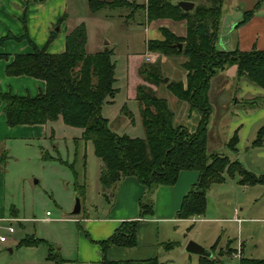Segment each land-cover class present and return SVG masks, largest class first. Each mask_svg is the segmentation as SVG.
Instances as JSON below:
<instances>
[{
	"label": "rangeland",
	"instance_id": "374dc122",
	"mask_svg": "<svg viewBox=\"0 0 264 264\" xmlns=\"http://www.w3.org/2000/svg\"><path fill=\"white\" fill-rule=\"evenodd\" d=\"M131 1L142 4L145 0ZM258 1L264 7V0L225 1L219 45L223 32L228 33L231 29L226 26L230 25L237 15L235 5L238 4L242 8L238 19L241 20L244 12ZM0 2L3 4V10L0 12V36L7 30L23 33V11L28 5L26 16L28 31L38 46H43L49 33L59 27V31H56V43L52 44L51 48V51L58 50L59 43L64 42L66 33L80 24H84L87 29L88 52L116 46L113 59L117 63L115 86L119 88V92L113 103H107L103 107V115L109 119L112 129L136 137L145 136L138 101L132 97L136 95L138 85L149 84L140 73L141 67H152L158 63H161L162 79L168 77V81L152 86L156 88L159 96L167 99L169 107L175 112V124L184 125L190 130L197 127L198 114L196 112L190 114L189 108L185 110L183 108L185 102L178 100L167 89L171 81L182 79L185 72L182 63L185 57L163 56L148 49L149 20L142 8L134 10L132 7H106L93 12L90 0H0ZM196 2L199 3L200 0ZM65 14L64 21L58 24L57 20ZM227 18L228 21L225 23ZM52 22L56 23L49 29L48 26ZM3 27L6 28L5 31ZM22 45L29 47L26 41L9 42L3 51L16 53ZM235 47L232 43L228 48ZM147 57L151 59L148 61ZM228 69L217 75L211 84L212 114L208 124V150L210 153L227 155L231 159L237 158L249 169L259 167L260 169H255L254 172L261 174L264 173V158L258 156L254 150L251 156L255 165L251 164L248 161L251 156H248L249 150L246 147L255 139L256 130L264 125V117L253 125L254 129L249 130V135L247 131L244 134L242 130L251 126L247 117L264 111V88L251 83L247 78L239 81L231 72L235 67ZM247 85H252L255 90L248 91L242 99L240 94ZM23 86L25 85L14 83V92L27 94L26 87ZM248 98H258L259 101L254 106L246 105L242 101ZM130 113L132 117L129 116ZM238 121L243 124L240 136L243 133L244 139L237 152L231 150L227 142L235 130L234 123ZM81 133L82 129L65 124L61 118L47 125L45 129L42 126L32 129L9 127L4 121L0 105L2 139L0 156L5 151L8 156L5 165L2 166L4 171L0 175V212L5 217H10V208L16 206L19 216L23 219L20 222H13L15 233L8 231L9 221L0 224V235L8 238V242H0V264H45L50 247L59 251L58 249L63 246L65 254H74L78 235L84 226L82 218L108 215L114 190L106 191L100 183L102 160L96 155L91 141L77 140ZM45 136L47 137L44 138ZM44 152L55 159L46 160L43 157ZM60 158L67 164L60 161ZM69 164H74L78 182L85 184L83 194H78L75 189V173ZM77 197L81 199L82 212L73 215ZM235 208L238 209V216L243 219L242 222L234 220ZM47 211L50 212V216L47 215ZM205 216L207 220L178 223L174 231L165 229L164 238L169 236L172 238L170 241L177 243L178 246L168 252L160 250V261L163 260L166 264H199L198 256L186 252V245L194 241L210 249L218 240L219 244L213 255L220 258V264H240L241 256L264 259V185L242 186L237 180L216 185L208 197V210ZM47 217L51 220L47 221L45 219ZM28 236L43 239L45 242H40L36 246H19L18 242Z\"/></svg>",
	"mask_w": 264,
	"mask_h": 264
},
{
	"label": "trees",
	"instance_id": "16d2710c",
	"mask_svg": "<svg viewBox=\"0 0 264 264\" xmlns=\"http://www.w3.org/2000/svg\"><path fill=\"white\" fill-rule=\"evenodd\" d=\"M179 1H192L195 7L185 11L177 4ZM224 3L225 0H200L199 3L196 0H148L147 5H140L130 0H90L93 12L106 7H132L134 10L143 7L149 21L162 18L186 21V36H177L168 28L162 27L160 30L164 38L149 40L147 47L163 56L185 57L182 68L186 73V81H171L167 89L188 105L190 114H198L197 127L190 130L184 125L175 124L176 115L169 107L167 99L159 96L152 87L164 82L161 63L152 67L142 66L140 73L149 83L138 85L136 90V100L145 128L143 138L116 132L111 128L109 119L103 115L104 105L113 103L119 92V88L115 86V50L107 48L89 53L88 34L84 24L78 25L67 34L66 48L62 53L48 51L49 45L57 36L55 30L42 48L31 40L26 13L22 18L25 30L23 35L8 33L0 37V49L8 40H27L32 47L31 52L17 53L12 59L10 54L0 52V59L8 61L5 68L8 76H30L46 82L45 90L36 96L17 95L0 89L7 125H49L61 118L65 124L82 129L77 140L91 141L94 144L95 153L102 160L100 182L106 191L114 190L117 183L125 177L136 178L146 188L139 199V219L123 222L108 239L100 242L104 255L112 245L126 248L137 246L139 220L154 215V192L160 186H174L183 171H197L199 178L187 192L177 211V218L181 219L204 215L207 211L208 191L214 184L223 183L226 174L233 178L238 177L242 185H264V174H256L239 160H232L229 156L216 152L210 153L208 150L212 80L228 68L235 67L239 81L247 78L251 83L264 88V50L225 49L219 45ZM260 7L259 1L246 10L240 25L247 23ZM65 17L66 14L57 23L63 22ZM179 44H182L181 49ZM258 101V98H254L244 99L242 102L254 106ZM129 116L132 117V114ZM53 133L52 130V136ZM238 141V135L234 134L228 147L236 150ZM263 142L264 127L260 129L253 144L260 146ZM43 157L46 160L55 159L47 152H44ZM6 160L7 152L0 158V168L5 165ZM69 165L75 173V189L78 194H83L85 184L78 182L74 164ZM40 242L45 241L26 237L18 245L36 246ZM161 246L165 250H172L178 244L169 241ZM215 247L216 245L213 249ZM55 251L53 247L49 248L48 259L61 264L63 259L59 251ZM103 262L165 264L158 256L119 261H110L104 257ZM220 263V258L213 255L201 256L199 264ZM240 264H264V259L241 256Z\"/></svg>",
	"mask_w": 264,
	"mask_h": 264
},
{
	"label": "crops",
	"instance_id": "0c3cea01",
	"mask_svg": "<svg viewBox=\"0 0 264 264\" xmlns=\"http://www.w3.org/2000/svg\"><path fill=\"white\" fill-rule=\"evenodd\" d=\"M132 2H135V1H132ZM147 2H148V0H145L140 5H147ZM235 6H236V10H237V13H236L237 15L234 17L235 19L232 20L231 24L226 26L227 28H231V29L228 33L223 32L222 37H221V41H220V44H221L220 46H224V47H227L225 49H229L228 48L229 45L233 43L236 46L235 48H239L241 50H251L253 48L264 50V7L261 4L260 9L255 13V15L247 23L240 25V22L243 19H241V20H238V19H240L242 8H240L238 6V4H236ZM141 8L144 11L143 7H141ZM2 10H3V4H1V2H0V12ZM27 11H28V5L25 6L23 14L26 13V15H27ZM260 11H261V13H260ZM145 14H146V12H145ZM227 21H228V18L226 19L225 23ZM236 21H238V22H236ZM56 22H52L48 26V28L51 29L53 27V24H55ZM162 27L168 28L170 31L175 33L177 36L184 37L187 34V25H186L185 20L176 21V20H173L170 18H162V19H156L153 21H148L147 29H148L149 34H150V37L148 40L163 39L164 36L160 30ZM3 29H4L3 31L6 30L5 27H3ZM51 32L48 35L46 43L49 39ZM8 33H12L15 36H21L25 33V30H24V27H23V33L22 32H16V33L14 32L13 33L12 30H7V32L5 34H3L2 36L7 35ZM68 33H66V35L64 36V42L59 43L58 50H52L51 51V48L53 46L52 44L56 43V38H55L52 41V43L49 45L48 51L50 53H62V52H64L65 48H66V36ZM2 36H0V37H2ZM29 36H30L31 40L35 43V41L31 37L30 33H29ZM24 41L28 42L27 40H23V41L8 40L5 43L4 47L9 42L22 43ZM28 44H29V42H28ZM87 44H88V41H87ZM43 46H38V47L42 48ZM4 47H2L0 49V52L10 54L11 59L17 53H27V52L32 51V47L30 44H29V47H31V50H29V47L22 45L16 53L4 52L3 51ZM110 48H113L115 50L116 46L108 47V49H110ZM105 49H107V48H104V47L100 48L97 52L103 51ZM89 53H95V52H89ZM161 57L163 58V56H161ZM0 60H1V69H0V89H1V91H3V92L12 91L14 94H17V95L36 96L41 91L45 90L46 82L42 79H37V78L30 77V76H8L6 74V71H5V68H6L8 61L5 59H0ZM228 70H226V71H228ZM226 71H224V72H226ZM231 72H233L236 75V68H235V70H233ZM182 80L186 81V73L185 72L183 73ZM14 83H21V85H25V86H23V88L26 87V91H27L26 93L27 94L15 93L14 92ZM153 88L156 89L155 87H153ZM244 88H245V89H243L244 92L242 94H240V97L242 99L247 95L248 91H254L255 90L254 89L255 87H252V85H247ZM31 91H33V92H31ZM132 98L136 99V95H134ZM248 99H252V98H248ZM236 103H239V102L236 101ZM0 105H1V109L3 111L4 103L2 102V103H0ZM138 106H139V103H138ZM183 108L186 110L188 108V105L186 103H184ZM3 114H4V112H3ZM263 114H264V111L261 110L259 113L253 115L252 117H250V118L247 117V119L250 120V125H251L250 128L244 127L242 130L243 124L241 125L240 121L234 123L235 130L233 132V135L237 134L239 137V141L237 143L236 150H233V149H231V150L237 151V152L240 150L241 141H242V139H244L243 133L240 136L241 130H242V132H244V134H246V131H247V135H249L250 134L249 130L252 131L253 125L255 123L257 124L258 121L264 117ZM175 118H176V116H175ZM4 121L6 123L5 115H4ZM109 124H110V121H109ZM6 125H7V123H6ZM39 126H42V128L45 129L47 125H44V124L19 125L16 127L32 129V128H36ZM262 127H264V125L256 130L255 139L252 140L251 144L246 147L249 150L248 156H251L252 152L254 150H256L257 155L264 158V142L260 146L253 144V142L257 139L259 131ZM118 133L124 134L125 132H123V133L118 132ZM125 134H128V133H125ZM128 135L132 136L131 134H128ZM233 135L231 136V138L233 137ZM46 137L47 136H45L44 138H46ZM132 137H136V136H132ZM1 141H2V139H0V142ZM228 142H227V145H228ZM251 148H252V150H250ZM1 149L2 148H0V151H1ZM5 152H3V154ZM3 154H1L0 158L3 157ZM232 160H238V159L233 158ZM248 161L251 164L255 165V161L252 158V156L249 157ZM247 169H249V168H247ZM251 169H249V170L254 172V171H256L255 169H260V168L257 167V168H251ZM100 170H101V168H100ZM3 171L4 170L1 167L0 168V175H2ZM254 173H256V172H254ZM256 174H258V173H256ZM261 174H264V173H261ZM198 178H199V173L197 171H183V172H181L179 179L174 186H160V187H158L153 194L154 215L151 217L139 220V222L137 224V241H138L137 246H135L133 248H126V247H121V246H117V245H112L107 250L106 255H104L102 247L100 245V242L108 239L123 222L139 219V213H140L139 199L141 198V196L146 191L145 186L140 184L136 178H134V177L123 178L115 186L114 193H113L114 198H113V201L111 203V206H110V209L108 211L107 216H105V217L85 216L84 218H82L81 221H83L84 226H82V229L80 230V233L78 235V243L76 245V250L74 251V254H71V253L65 254V252L63 251L64 250L63 246H61L58 249L60 257H61V259H63V262L61 264H105L103 262L104 257H106L110 261H119V260H125V259H146V258H151V257H156V256H158L160 259V250H163L164 252L169 251V250L163 249L161 245L165 242H169L170 239H172V238H169V236H167V238H164L163 231L165 229L166 230L169 229V230L174 231V229L177 227V224L181 223L183 221L195 222L196 220H207L205 218L207 211L204 215H201V216H193V217L187 218V219L177 218V211L180 209L185 195L191 189V187L198 181ZM99 180H100V174H99ZM229 180H237V182L239 183L238 177L233 178V177H230L229 175L226 174V180L223 183L214 184L210 188V190L208 191V194H207V210H208V197H209L210 193L213 192V187H215L216 185L227 184ZM240 185H242V184H240ZM242 186H246V185H242ZM4 190H5V187L3 188V191L1 193L2 199L4 198ZM9 212L11 215L10 217H5V215H2L0 212V219H2L0 224L4 221H9L8 219H10V218L14 219V221H18V222L23 220L19 216V210L16 209V206H12L10 208ZM50 215H48V216H50ZM45 219L47 221L51 220L49 217H47ZM234 220L237 222L243 221V219L238 216V209L237 208H235ZM15 232H16V230H15ZM28 237H30V236H28ZM6 242H8V239H7V241L1 242V243H6ZM218 242H219V240L216 243L212 244L211 248L209 250H211V251L213 250L212 252H214V249H216L218 247V244H219ZM214 245H216V247L213 249ZM185 250H186V247H185ZM188 254L196 255V254H191V253H188ZM196 256H198V260L200 261L201 256L200 255H196ZM161 262L165 263V261H163V260ZM45 264H57V263H56V261L48 259V254H47Z\"/></svg>",
	"mask_w": 264,
	"mask_h": 264
},
{
	"label": "water",
	"instance_id": "95a60500",
	"mask_svg": "<svg viewBox=\"0 0 264 264\" xmlns=\"http://www.w3.org/2000/svg\"><path fill=\"white\" fill-rule=\"evenodd\" d=\"M182 9H184L185 11H190L192 9H194L195 7V3L192 1H179L177 3ZM59 30V27L56 28V31ZM179 48H182V44H179ZM168 81V77H166L164 79V82ZM105 189V188H104ZM82 212V204H81V199L79 197H77L76 199V204L75 207L72 211L73 215H79ZM186 251L188 253L191 254H196V255H200V256H206V257H212L213 256V252L207 248H205L204 246L200 245L197 242L194 241H190L187 246H186Z\"/></svg>",
	"mask_w": 264,
	"mask_h": 264
},
{
	"label": "built area",
	"instance_id": "2783aa9c",
	"mask_svg": "<svg viewBox=\"0 0 264 264\" xmlns=\"http://www.w3.org/2000/svg\"><path fill=\"white\" fill-rule=\"evenodd\" d=\"M151 58L150 57H147V60L149 61ZM47 215H50V212H47ZM2 219H0V222H1ZM9 222H10V225L7 227L8 231L10 233H14L15 232V227L13 225V222H14V219H8ZM7 237L5 235H0V242H5L7 241Z\"/></svg>",
	"mask_w": 264,
	"mask_h": 264
}]
</instances>
